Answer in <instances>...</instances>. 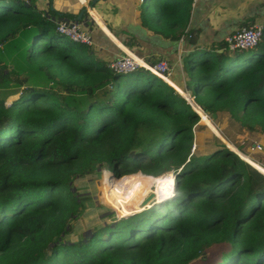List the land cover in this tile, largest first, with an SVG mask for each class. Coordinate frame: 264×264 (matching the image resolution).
<instances>
[{
    "label": "trees",
    "instance_id": "1",
    "mask_svg": "<svg viewBox=\"0 0 264 264\" xmlns=\"http://www.w3.org/2000/svg\"><path fill=\"white\" fill-rule=\"evenodd\" d=\"M153 3L149 22L178 40L166 30L189 24L192 1ZM55 22L0 0V90L22 89L0 99V264H264V176L214 137L186 93L143 69L114 72ZM184 63L213 124L231 117L264 148V36L253 51L227 44ZM103 170L121 181L120 216L140 212L154 177L173 173L174 194L71 241L86 205L75 180Z\"/></svg>",
    "mask_w": 264,
    "mask_h": 264
},
{
    "label": "crops",
    "instance_id": "2",
    "mask_svg": "<svg viewBox=\"0 0 264 264\" xmlns=\"http://www.w3.org/2000/svg\"><path fill=\"white\" fill-rule=\"evenodd\" d=\"M27 1L45 13L53 22L57 21L58 17L51 13L59 12L62 15H72L68 21H74L72 18H75V21L85 24L94 40L95 46L91 48L97 58L108 65L122 54L121 45L126 46L140 57L152 56L149 58L150 61H157L166 56L170 64L174 66L172 82L179 88L182 86L187 89L194 101L195 98L188 88L190 78L187 79L189 70L185 67V57L194 51L211 49L222 53L224 47L227 46V39L233 37L242 28L254 25L264 27V1L261 0H201L195 7L191 4L189 24L185 28L166 30L167 33H179L178 40L171 37L166 38L157 33L155 28H159V25L149 22L145 8L150 6V1L154 2V0ZM90 5L93 7V18L89 10V12L85 11V8L88 9ZM81 13L84 15L79 20ZM95 18L101 20L109 33L121 45L103 30V26ZM61 19L66 18L61 17ZM19 94L18 92L17 95ZM259 144H261V139ZM254 145H251V150ZM248 149L245 147V150Z\"/></svg>",
    "mask_w": 264,
    "mask_h": 264
},
{
    "label": "rangeland",
    "instance_id": "3",
    "mask_svg": "<svg viewBox=\"0 0 264 264\" xmlns=\"http://www.w3.org/2000/svg\"><path fill=\"white\" fill-rule=\"evenodd\" d=\"M153 4L154 3L152 1L149 2V5H153ZM167 61L173 71L174 66L170 64L168 59ZM187 73H188L187 79L189 80L190 74L188 71ZM169 85L171 86V84ZM173 86L175 87V90L182 95V97H184V94L186 93L189 98V101L194 103L193 99L189 95V92H187V89H185L182 86L179 88L174 83ZM176 87L181 91H179ZM21 91L22 89L2 90L0 91V99L6 101V104L9 105L13 101L19 98V95H17V93L18 92L21 93ZM184 98L186 99V97ZM193 105L195 106L199 114L202 117L206 118L208 124L210 123L212 130L217 132V134L219 133V135L224 139V141L219 139L220 143L225 145V141H226L231 146V148L235 147L238 152L240 151V149L244 151L246 154H248L244 156H247L246 158L250 159L253 162L255 161L254 163L256 164V167L248 162L245 163H247L252 168L253 171L258 172L259 174L264 176V150L260 153L252 152V150L250 153H248L247 151L243 150L244 147L250 148L252 144L260 143V138L251 133H248L249 131L247 129L242 128L241 125H239V123L237 122H234L231 117L221 116L218 122L219 128H217L215 125L211 123V121H213V118L209 113H207L209 117L208 118L207 115L204 114L200 108H198L195 104ZM214 137L217 138L215 134ZM212 142L215 141L213 140ZM139 174L141 173L128 177H134L136 175L138 176ZM154 178H156L155 183L144 184L142 186L145 188H149L150 189L149 193H155L157 198V200L154 199L155 202L162 201L164 199L166 200V198H168L171 195V191L173 190V187L175 190V176L173 175V173H168L161 177H154ZM120 182L121 181L115 179L113 177V174L107 170H103L102 172L91 175H85L75 180L74 184L76 190L78 194L85 199L86 205L85 208L82 210V212L79 214V216L70 224L71 225L70 231L66 236L67 239L71 241H76L80 236L86 233H91L95 229H100L108 224H111L114 219L112 217L113 214H115L116 216L122 215V211L123 209H125L127 203L125 204L124 208L121 211H119L118 208L112 205V199L116 197L115 195L119 190ZM150 208H146L145 210H148ZM207 254L209 256L211 255L210 250H208ZM193 264H202V263L199 262Z\"/></svg>",
    "mask_w": 264,
    "mask_h": 264
},
{
    "label": "built area",
    "instance_id": "4",
    "mask_svg": "<svg viewBox=\"0 0 264 264\" xmlns=\"http://www.w3.org/2000/svg\"><path fill=\"white\" fill-rule=\"evenodd\" d=\"M144 1V0H141ZM192 6L195 7L201 0H191ZM264 1V0H261ZM91 14V12H90ZM90 16L93 15L91 14ZM57 25L56 31L58 34L67 37L73 42L85 44L89 47H94V40L91 33L85 27V24L77 21L62 20L55 22ZM264 27L261 25H254L244 27L237 32L233 37L227 39V44L230 51H249L254 50L263 40ZM185 37L183 38V40ZM122 55H120L114 62L110 63L109 67L116 73H134L138 70H145L167 84H170L172 78V69L168 64L167 57L164 56L157 61H150L147 57H140L124 45L120 46ZM172 82V81H171ZM195 146L193 151L195 150ZM263 146L255 143L252 148L253 152H262Z\"/></svg>",
    "mask_w": 264,
    "mask_h": 264
},
{
    "label": "water",
    "instance_id": "5",
    "mask_svg": "<svg viewBox=\"0 0 264 264\" xmlns=\"http://www.w3.org/2000/svg\"><path fill=\"white\" fill-rule=\"evenodd\" d=\"M86 10L85 11H90L91 12V14H92V9H93V7H92V5H90L89 7H88V9L87 8H85ZM88 11V12H89ZM83 15H84V13H81L80 14V16H79V20H81V18L83 17ZM93 15V14H92ZM94 17V16H93ZM95 19H97V21L103 26V30H105L106 32H107V34H109L119 45H121V43L120 42H118L110 33H109V31L106 29V27L104 26V24L101 22V20L99 19V18H95ZM192 98V97H191ZM193 99V98H192ZM186 100H188V102H189V104L193 107V109L199 114V112L196 110V108H195V106L193 105V104H195V105H197L196 104V102L194 101V99H193V101H194V103H192V102H190L189 101V99L188 98H186ZM197 107H199L201 110H202V112L204 113V114H206L207 115V117H208V114H207V111L204 109V108H202V107H200V106H198L197 105ZM200 115V114H199ZM200 117H201V121L202 122H204V124L211 130V132L212 133H214L215 134V136L218 138V139H220V140H223L224 141V139L219 135V133L217 134L214 130H212V128H211V126H210V124H208V122H207V120H206V118H204V117H202L201 115H200ZM209 118V117H208ZM210 121H211V119H210ZM211 123L213 124V122L211 121ZM214 125V124H213ZM225 145H226V147L230 150V151H232L233 153H235V154H237L238 156H240V158L244 161V162H248V161H246L245 160V158L240 154V153H237L233 148H231V146L225 141ZM248 163H250V162H248ZM154 198H155V195L154 194H152L148 199H146L144 202H143V204H142V207L144 208V210L146 209V208H150L151 206L150 205H152V204H155V203H159V202H155L154 201ZM144 210H142V211H144ZM138 213H140V212H138ZM138 213H134V214H132V215H135V214H138ZM132 215H130V216H132ZM130 216H117V218L118 219H122V218H127V217H130Z\"/></svg>",
    "mask_w": 264,
    "mask_h": 264
},
{
    "label": "bare ground",
    "instance_id": "6",
    "mask_svg": "<svg viewBox=\"0 0 264 264\" xmlns=\"http://www.w3.org/2000/svg\"><path fill=\"white\" fill-rule=\"evenodd\" d=\"M123 179V178H122ZM152 194H154L155 195V193H149V194H147L146 196H144L143 198H141V200L139 201V203L136 205V207H137V209L141 212L142 210H144V208L142 207V204H143V202L146 200V199H148ZM172 194H174V187H173V193ZM155 200H157V198H156V195H155V198H154ZM151 206V205H150ZM135 213H138V212H135ZM134 214V213H133Z\"/></svg>",
    "mask_w": 264,
    "mask_h": 264
}]
</instances>
